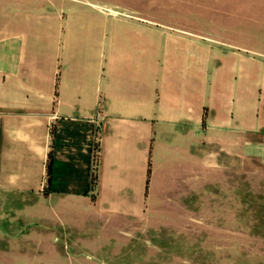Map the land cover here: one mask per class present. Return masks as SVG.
I'll list each match as a JSON object with an SVG mask.
<instances>
[{
    "label": "crops",
    "instance_id": "1",
    "mask_svg": "<svg viewBox=\"0 0 264 264\" xmlns=\"http://www.w3.org/2000/svg\"><path fill=\"white\" fill-rule=\"evenodd\" d=\"M164 4L0 0V215L79 244L98 223L184 215L211 150L264 158V58Z\"/></svg>",
    "mask_w": 264,
    "mask_h": 264
},
{
    "label": "rangeland",
    "instance_id": "2",
    "mask_svg": "<svg viewBox=\"0 0 264 264\" xmlns=\"http://www.w3.org/2000/svg\"><path fill=\"white\" fill-rule=\"evenodd\" d=\"M162 1L169 6L162 14L187 12L200 20L210 46L264 58V0ZM125 6L113 7L129 11ZM215 154L211 150L208 186L195 191L184 215L163 209L137 230L98 223L75 232L77 244L59 228L43 237L36 215L3 212L0 264H264V158L244 145L241 155Z\"/></svg>",
    "mask_w": 264,
    "mask_h": 264
},
{
    "label": "built area",
    "instance_id": "3",
    "mask_svg": "<svg viewBox=\"0 0 264 264\" xmlns=\"http://www.w3.org/2000/svg\"><path fill=\"white\" fill-rule=\"evenodd\" d=\"M99 147L97 145V143L95 142V144L93 145V149H92V172L94 173L97 169L98 166V162H99Z\"/></svg>",
    "mask_w": 264,
    "mask_h": 264
}]
</instances>
